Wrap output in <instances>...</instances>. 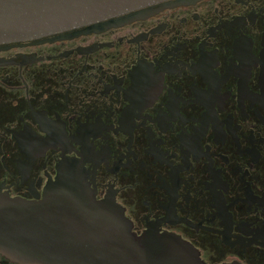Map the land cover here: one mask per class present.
I'll return each mask as SVG.
<instances>
[{"label":"flooded vegetation","instance_id":"1","mask_svg":"<svg viewBox=\"0 0 264 264\" xmlns=\"http://www.w3.org/2000/svg\"><path fill=\"white\" fill-rule=\"evenodd\" d=\"M62 159L135 232L264 264V0H162L0 43L1 191L41 196Z\"/></svg>","mask_w":264,"mask_h":264},{"label":"water","instance_id":"2","mask_svg":"<svg viewBox=\"0 0 264 264\" xmlns=\"http://www.w3.org/2000/svg\"><path fill=\"white\" fill-rule=\"evenodd\" d=\"M159 1L0 0V43L104 23ZM85 176L81 162L62 159L41 196L0 189V255L19 264H205L178 234L135 232L124 208L112 196L97 198Z\"/></svg>","mask_w":264,"mask_h":264}]
</instances>
